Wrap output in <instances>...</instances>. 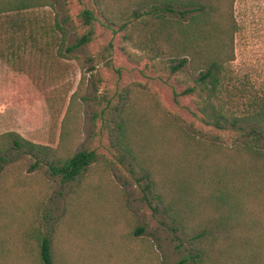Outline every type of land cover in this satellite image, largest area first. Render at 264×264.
Listing matches in <instances>:
<instances>
[{
	"label": "rangeland",
	"instance_id": "1",
	"mask_svg": "<svg viewBox=\"0 0 264 264\" xmlns=\"http://www.w3.org/2000/svg\"><path fill=\"white\" fill-rule=\"evenodd\" d=\"M47 3L0 9V264H42L44 236L53 264H200L198 240L177 228L160 197L142 192L141 173L117 148L120 114L127 104L145 102L202 142L226 147L251 141L264 148V133L253 139L245 129L207 125L193 114V96L174 100L197 76L188 66L169 74L165 55L140 58L132 46L140 24L132 17L134 0ZM84 8L94 13V34L68 52L87 32L79 16ZM232 15L228 85L243 88V97L264 95V0H233ZM55 23L66 31L63 44ZM8 132L52 148L70 136L66 148L95 149L97 156L62 182L51 175L48 157L16 149ZM147 245L149 256L141 250Z\"/></svg>",
	"mask_w": 264,
	"mask_h": 264
},
{
	"label": "trees",
	"instance_id": "2",
	"mask_svg": "<svg viewBox=\"0 0 264 264\" xmlns=\"http://www.w3.org/2000/svg\"><path fill=\"white\" fill-rule=\"evenodd\" d=\"M232 3L233 0H134L132 17L140 24L133 29L132 46L140 58H149L152 52L154 56L165 55L169 74L188 66L197 77L193 85L174 92V100L193 96V114L203 123L219 129H245L258 139L264 133V95L243 97V88L228 85L232 80L229 64L234 59L237 27ZM46 4L47 0H0V9L19 11ZM79 16L88 29L66 47L68 52L87 43L94 34L93 11L84 8ZM152 16L150 23L148 18ZM55 27L62 32L63 44L66 31L56 23ZM126 106L116 124L117 148L133 161L132 170L137 168L141 173L136 182L144 184L142 192L152 191L160 197L177 228L198 240V262L264 264V244L254 235L264 238V148L251 141L236 142L230 147L202 142L181 122L166 113L153 112L155 108L145 102ZM5 136L18 150L48 157L51 175L62 182L73 180L97 156L95 149L66 148L70 136H64L62 144L59 141L55 148L15 132ZM145 248L147 255L152 253L151 246L141 250ZM52 253L50 241L44 236L38 262L53 264ZM256 254L261 257L256 258Z\"/></svg>",
	"mask_w": 264,
	"mask_h": 264
}]
</instances>
